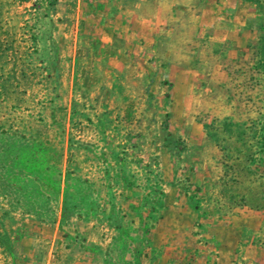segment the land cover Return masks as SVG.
Listing matches in <instances>:
<instances>
[{
    "label": "rangeland",
    "instance_id": "1",
    "mask_svg": "<svg viewBox=\"0 0 264 264\" xmlns=\"http://www.w3.org/2000/svg\"><path fill=\"white\" fill-rule=\"evenodd\" d=\"M143 1L0 0V264H235L233 203L239 264H264V0L238 107L172 74L165 31L140 55Z\"/></svg>",
    "mask_w": 264,
    "mask_h": 264
},
{
    "label": "crops",
    "instance_id": "2",
    "mask_svg": "<svg viewBox=\"0 0 264 264\" xmlns=\"http://www.w3.org/2000/svg\"><path fill=\"white\" fill-rule=\"evenodd\" d=\"M143 2L147 3L145 8L149 10L150 19L141 16L140 24L143 22L145 25H140V30L142 32L149 31V34L146 35L149 37L150 43L149 45L143 43L139 46L140 55L148 56V58L156 56L158 45L155 40L158 38L159 32L165 31L166 43L161 48L166 51V61L172 74L177 79L188 78L204 82V91L212 87L219 89L221 86L220 89L222 88V94H224L226 88L230 87L233 92L231 96L235 101L233 104L238 107L236 99L242 89L239 82L243 78L248 79V67H250L254 44V20L260 16L254 0H149ZM163 28L165 29L163 30ZM146 46H148L149 52L145 54L143 49L147 48ZM229 65L231 66L230 70ZM242 65L244 69L240 68ZM211 82H214V85ZM201 171V174L206 175V169ZM237 192L231 193L232 199L235 198L234 202L237 201L238 196L242 195L240 191L237 196ZM183 207L185 208V206ZM232 207L234 214L231 215L226 234L219 235L229 241L228 248L223 247L221 239L217 237L215 224L209 228L212 234L205 233L204 238H216L219 241L217 250L219 254L223 247L230 258L235 256L234 263L239 264V262L241 263L240 255L250 256L254 253L248 248L239 252L238 243L241 239L239 225L252 230V232H254V226L251 221H248L251 217L247 213L239 214L237 210L239 206L236 203H233ZM183 213L188 214V219L185 222H180L182 229L187 228L182 232V235L190 241V230L187 225L191 224L193 217L192 214L189 215L190 211L188 210ZM173 220L172 224H176L175 219ZM91 225L90 223L88 227L90 228ZM178 230V228L173 229L172 233L174 234ZM151 234L153 235L154 232L151 231ZM173 234L166 239L173 241L178 238ZM73 254L76 256L79 253L73 251ZM91 255L92 252L89 250L81 252L77 258L73 259V264H94L90 260ZM164 256L163 264H178L179 262H181L179 264H184V254L181 256L179 252L169 253L166 250ZM231 260L232 258L229 259L228 264H232ZM150 264H157V262L154 260Z\"/></svg>",
    "mask_w": 264,
    "mask_h": 264
}]
</instances>
